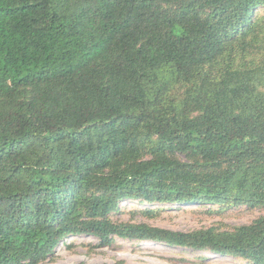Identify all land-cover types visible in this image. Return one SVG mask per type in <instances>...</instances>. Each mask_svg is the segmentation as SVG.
Instances as JSON below:
<instances>
[{"label": "trees", "instance_id": "16d2710c", "mask_svg": "<svg viewBox=\"0 0 264 264\" xmlns=\"http://www.w3.org/2000/svg\"><path fill=\"white\" fill-rule=\"evenodd\" d=\"M263 7L0 0V264L80 233L264 264V215L192 231L109 219L124 199L264 205Z\"/></svg>", "mask_w": 264, "mask_h": 264}, {"label": "rangeland", "instance_id": "374dc122", "mask_svg": "<svg viewBox=\"0 0 264 264\" xmlns=\"http://www.w3.org/2000/svg\"><path fill=\"white\" fill-rule=\"evenodd\" d=\"M255 14L264 15V7ZM153 141L154 139H150ZM150 143L147 142L145 155ZM178 157L185 159L182 153ZM264 215L263 204H217L146 202L140 199H124L109 213L114 223H147L177 231H192L215 227L232 229L250 223ZM248 261L232 254H217L209 249L164 245L160 242L127 239L113 236L108 245L90 234H70L63 238L43 260L37 264H246Z\"/></svg>", "mask_w": 264, "mask_h": 264}]
</instances>
